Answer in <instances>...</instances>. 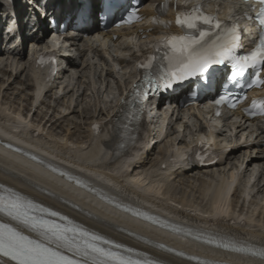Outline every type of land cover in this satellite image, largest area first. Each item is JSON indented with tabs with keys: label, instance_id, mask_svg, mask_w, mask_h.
<instances>
[{
	"label": "bare ground",
	"instance_id": "1",
	"mask_svg": "<svg viewBox=\"0 0 264 264\" xmlns=\"http://www.w3.org/2000/svg\"><path fill=\"white\" fill-rule=\"evenodd\" d=\"M88 1L94 3V0ZM157 1L145 0L142 12L150 14ZM48 2L56 6L57 10L52 14L55 17L58 14L59 18L70 16L79 4L78 0ZM40 27L42 24L39 23L38 28ZM38 32L46 34L44 29ZM136 33L137 29H122L115 33L118 36L116 41L111 39L109 33L105 34L103 39H90V36L84 38L81 33L68 37L58 45L56 54L62 55V51L69 47L70 51H76V58H72L71 55L60 58L59 74L65 80L64 84L60 85L55 81L51 85L32 83L34 74L30 72L28 62L24 63V51L31 45L33 54L35 52L33 47L44 46L43 41L34 34L24 36L21 46L18 47H14L10 39L1 45L0 123L37 131L36 140L39 143L34 147L36 153H28L13 149L0 141V196L15 194L35 205V211L39 213L37 216L42 217L49 212L57 213L52 219L55 222L58 219L64 220L60 225L70 224L89 233H95L113 244L122 245L121 250L131 249L136 259L152 264H200L201 261L208 264H264L261 257L189 241L169 231L158 229V226L149 221L145 222L143 218L123 215L116 209H107L95 200L85 197L78 187L69 186L60 178L48 175L36 165L39 162H49L44 157L67 166L70 164L83 172L62 168L64 172L78 178L83 184L117 198L127 207L162 222L173 223L179 229L195 235L224 240L234 249L264 253V149H261L264 146V131L260 125V120H264V117L251 122L244 119L230 123L215 120L216 126L213 130L202 121L201 111L188 108L185 110L188 114L198 111L193 114L198 120V126L196 132L194 130L195 134H192L185 143L183 128L179 132V137L170 138L176 132L171 129V125L177 131L180 127L177 115L181 110L176 111L172 121L170 117L174 111L170 110L168 118L162 119V127L156 124L158 118L155 110L153 112L155 115L151 118L152 123L144 129L138 142L128 145L124 158L100 166L106 161L103 149L113 152V148L118 144L115 128L118 100H114V93L111 95L108 89L110 87L107 77L118 80L115 82L118 88L115 93H121L124 83L131 84L132 76L128 71L127 78L121 80L118 72H114V66H118L121 74H124L126 69L132 66V61L145 53V46L150 37L159 32L149 34L148 39L144 41L139 39ZM89 53L90 58L87 55ZM118 56L122 59H118ZM114 57L117 59L112 61L113 64H108ZM95 58L108 67L105 71L101 69L97 81L91 74L93 67L95 72L97 70L96 64L93 63ZM64 65L68 67L67 70ZM103 73L105 75L102 77ZM20 77H23V80H20ZM82 79L86 81L81 82ZM103 83L105 85L100 92ZM82 84L84 88H81ZM57 88L61 93H56ZM104 93L111 96L107 102L110 104L101 109L100 99L103 96L108 97ZM67 96L69 99L65 100ZM86 97L89 99L87 106L93 112L94 105V110L96 114L99 112V115L93 116L92 113L88 117L89 122L82 123L84 131L76 137L74 132L77 130L63 129V126L69 116L80 120L85 118L81 117V114L87 106H82L81 103ZM16 98L20 100V104ZM45 99L52 101V104L50 105V102L45 104ZM42 107H46L45 111H42ZM165 112L167 111H161L162 116H165ZM94 120L103 124L105 131L97 140L90 141L87 129ZM190 124L194 126L195 123ZM70 125L73 129H81L74 121L69 122ZM182 127H186V124ZM206 127L207 131L204 130ZM57 129L60 130L58 134L64 132L60 139L53 134ZM227 130L230 132L229 137L225 135ZM204 132L209 134L206 140L209 141L210 138L212 140L208 143L211 159H216V162L207 167L197 168L190 164L187 158L182 161L180 150L183 148L186 153L200 139L199 133ZM246 134L248 136L245 138ZM166 139L171 141L168 146L157 147ZM153 140L155 142L151 144ZM226 148H230V151L224 152ZM170 157H174L175 161L169 162ZM166 160L168 162L166 168L159 170ZM92 163L93 166H90ZM240 165L244 166V170L239 174ZM53 166L59 168L57 165ZM253 166L256 170L251 168ZM177 177H180V180H176ZM235 177L237 179L234 181ZM179 183H182L181 186H185L183 184L186 183L188 188L192 189L190 192L194 191L188 192L190 195L194 194L191 196L193 201L190 197L188 200L184 199L186 191H184L186 194L182 192V199L173 196L174 191L179 188ZM145 192L147 197L142 196ZM242 195L248 200L247 206H240L237 210V201L243 197ZM213 209L220 216L210 215ZM165 211L175 220L167 218L164 215ZM241 221L246 223L245 227L239 225ZM0 223L8 224L30 238H37L35 233L4 213H0ZM0 264L15 263L0 257Z\"/></svg>",
	"mask_w": 264,
	"mask_h": 264
},
{
	"label": "snow or ice",
	"instance_id": "2",
	"mask_svg": "<svg viewBox=\"0 0 264 264\" xmlns=\"http://www.w3.org/2000/svg\"><path fill=\"white\" fill-rule=\"evenodd\" d=\"M252 2L260 5L255 19L259 24L261 35L255 50L239 57L233 51L241 46L236 24H222L215 16L204 14L198 6L193 7L190 12L178 14L176 24L185 29L187 34L172 36L164 41L163 47L169 49L165 54L167 65L160 70L156 78L157 86L171 88L174 83L197 73L203 74L211 65L222 64L225 60L234 62L233 81L242 76L248 68L264 67V0H252ZM163 7L166 9L167 4ZM139 19L137 11H131L124 22L131 23ZM155 23L160 21L156 20ZM210 33L215 35L211 41ZM141 67L150 69L152 58ZM145 80L152 82L148 76ZM216 103H229V106H235L231 104L227 94L221 96ZM260 103L264 105V101ZM260 114L264 115V111ZM35 208L36 206L30 201H24L15 194L0 196V213L16 220L37 237L30 238L21 231L0 224V257H7L15 264H152L122 254L119 251L122 245L113 244L95 233H89L70 224L64 226L45 220L34 214ZM134 214L151 219L143 213ZM48 215L55 216L57 213L49 212ZM153 222L157 221L153 220ZM65 252L71 255H65ZM123 252L129 253L131 249L125 248ZM261 255L264 256V253ZM200 264H208V262L201 261Z\"/></svg>",
	"mask_w": 264,
	"mask_h": 264
},
{
	"label": "rangeland",
	"instance_id": "3",
	"mask_svg": "<svg viewBox=\"0 0 264 264\" xmlns=\"http://www.w3.org/2000/svg\"><path fill=\"white\" fill-rule=\"evenodd\" d=\"M25 57V61H24V63L26 62V61H28V58H29V53L27 52V54H24V56H23V58ZM93 63L94 64H96V67H97V70H96V72H95V69H94V67H93V70H92V75H93V77H94V80H98V76H99V74H100V72H101V69L103 68V70L105 71V69H107L108 67H106L105 66V63L104 62H102V61H100L98 58H95L94 59V61H93ZM2 71V70H1ZM1 71H0V73H1ZM105 75V73H103V75H102V77ZM121 75V71H119V75L118 76H120ZM1 76V75H0ZM121 77V76H120ZM127 78V75H126V77L124 78V79H126ZM6 79V78H5ZM20 80H23V77H20ZM86 80L85 79H82L81 80V82H85ZM107 81H108V86L110 87V88H108L109 90H110V93H112L111 95H113V93H115V92H117V86H116V84H115V81L112 79V78H108L107 77ZM28 83L30 84V81H28ZM104 83H103V85H102V87H100V92H102V90H103V87H104ZM99 85H98V83L96 84V87H98ZM107 86V87H108ZM81 88H84V85L82 84L81 85ZM86 94H88V93H86ZM105 94V93H104ZM105 95H109L108 93H106ZM10 96V95H9ZM102 95L100 94L99 95V97H101ZM68 97L69 96H67V98L65 99V100H67L68 99ZM11 99H13V96H11L10 97ZM10 99V100H11ZM16 101H17V103L18 104H20V100H18L17 98L15 99ZM83 100H84V102H82L81 104H82V106H87V103H88V101H89V99H88V97H86V99L85 98H83ZM92 101V100H91ZM50 102V105L52 104L51 102L52 101H49V100H47V99H45V104H48ZM110 103H108V105H109ZM100 107H107V105H103V104H101V105H99ZM83 108H85V107H83ZM92 108H93V112H92V110H90V107H88L87 106V109L84 111V113L83 114H81V117L82 116H85V118L83 119V120H80V119H76L75 117H68L67 118V122H65L64 123V128L63 129H69L70 128V130L72 131H75V130H77V131H75L74 133H76L75 134V136L77 137V135H79V134H81L84 130H83V128H84V126H82L83 124V122H89V119H88V117L90 116V115H92V113H93V116H97V115H99V112L96 114V110H94V105L92 106ZM42 111H45V109H46V107H42ZM79 113L80 112H78V115H79ZM190 114V115H189ZM186 113V112H184V113H182V114H180L179 113V122H180V127H178V132L176 131V132H174L171 136L172 137H170L171 139L172 138H175V137H179V132L182 130V128H183V130H182V132H183V134H184V141L187 143V141H189V139H190V137H191V135L192 134H194V130H195V126L193 127V126H191V124L190 123H192V124H197L198 123V121L194 118V116H193V114H195V111H192V114L191 113ZM92 116V117H93ZM76 122V124H79L80 125V127H81V129H73V127H71L72 125H70L69 126V122L70 123H72V122ZM66 123H67V125H66ZM184 124H186V127H182V125H184ZM194 124V125H195ZM65 125H66V127H65ZM176 130V129H175ZM58 133H60V130H56L53 134L55 135V136H57V138H61V136L64 134V132L62 133L61 132V134H58ZM228 133V134H227ZM226 136H228L229 137V135H230V132H226V134H225ZM59 136V137H58ZM75 137V138H76ZM74 138V139H75ZM169 138V139H170ZM224 139V138H223ZM171 143V141H169L168 139H166L164 142H163V144L161 143V144H159L157 147H161L162 145L163 146H168L169 144ZM155 149H158V148H155ZM262 149H264V147L262 148ZM156 152V151H155ZM187 176H189V175H187ZM176 180H180V177H177V178H175ZM182 185V183H179V185H178V187L179 188H177V190H176V192L174 191V193H173V196H175V198L177 199H182V197H183V195H182V192H184V191H186L187 192V195H185V197L186 198H184L185 200H188L189 199V197L192 199V201H193V198L191 197L192 195H194V194H188V192L189 193H194V191H191L190 192V190H192L191 188L189 189L188 188V185L186 184V183H184L183 185H185V186H181ZM181 188H183V189H181ZM178 189H180L179 191H178ZM186 192H184V194H186ZM180 193V194H179ZM181 196V197H180ZM259 199H260V197H259ZM191 201V200H190Z\"/></svg>",
	"mask_w": 264,
	"mask_h": 264
}]
</instances>
